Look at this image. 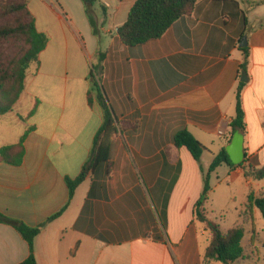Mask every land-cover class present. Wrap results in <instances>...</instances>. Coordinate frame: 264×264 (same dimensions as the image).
I'll use <instances>...</instances> for the list:
<instances>
[{
  "label": "crops",
  "instance_id": "0c3cea01",
  "mask_svg": "<svg viewBox=\"0 0 264 264\" xmlns=\"http://www.w3.org/2000/svg\"><path fill=\"white\" fill-rule=\"evenodd\" d=\"M34 2L49 42L13 110L0 116V148L13 147L0 155V212L31 227L46 223L34 241L38 264H206L209 233L195 217L203 174L173 138L187 128L202 142L207 170L230 141L245 72L246 158L264 165V0H197L190 16L134 48L118 28L136 0H100L98 35L81 0H27L30 10ZM91 75L106 88L118 135L47 223L67 204V181L80 175L104 121L89 98ZM220 172L214 188L236 180L264 193V180L245 178L241 167L222 163L211 181ZM28 256L27 241L0 222V264Z\"/></svg>",
  "mask_w": 264,
  "mask_h": 264
},
{
  "label": "trees",
  "instance_id": "16d2710c",
  "mask_svg": "<svg viewBox=\"0 0 264 264\" xmlns=\"http://www.w3.org/2000/svg\"><path fill=\"white\" fill-rule=\"evenodd\" d=\"M94 35L99 34V22L95 7L100 0H81ZM197 0H136L129 11L127 20L118 28L120 41L128 47L143 46L159 39L176 21L190 16ZM0 20L8 23L0 24V116L13 110L25 89V80L29 68L39 61L40 53L46 48L49 37L41 32L35 18L29 10L27 0H0ZM8 39L21 40L26 45L22 53L11 58L7 63L2 51L3 43ZM246 50V49H245ZM104 57V55L102 56ZM96 68V67H95ZM245 70V64L242 65ZM91 90L89 98L95 96L103 111L104 121L97 132L89 158L75 179H68L69 200L67 204L48 221L60 216L69 205L76 188L93 172L99 163L107 160L111 144L118 135L117 114L110 104L105 86L95 75L90 76ZM244 82L240 81L236 94V113L230 123L231 140L237 128L245 129V112L242 105L241 91ZM176 147H185L200 164L203 174V189L195 208V217L209 233V245L204 263L212 264L219 261L223 264H241L247 247L242 245L246 235L244 224L237 225L226 231L207 216V203L211 191L212 173L222 164L227 163L233 168L230 157L223 148L213 159L209 168L204 170L201 158L207 147L200 142L187 128L180 129L173 138ZM22 143L19 145L21 146ZM12 146L0 148V155L7 158ZM21 158V157H20ZM20 161V160H19ZM244 176L252 180H264V165L259 166L256 159H246L240 166ZM258 209L264 217V193L250 192L247 210L242 212L244 223H251L254 228V210ZM0 222L12 225L29 245V256L19 264H38L35 256L34 241L45 224L31 227L22 221L13 219L0 212Z\"/></svg>",
  "mask_w": 264,
  "mask_h": 264
},
{
  "label": "rangeland",
  "instance_id": "374dc122",
  "mask_svg": "<svg viewBox=\"0 0 264 264\" xmlns=\"http://www.w3.org/2000/svg\"><path fill=\"white\" fill-rule=\"evenodd\" d=\"M31 13L36 14L39 28L42 27L44 22L43 7L34 2L31 5ZM34 11V12H33ZM33 15V14H32ZM8 23L6 20H0V24ZM26 45L21 40L8 39L3 43V53L6 63L11 58L18 57ZM218 139H216L217 141ZM203 164L207 166L210 161L208 154H205ZM224 176L223 172L216 177L213 176L210 181L211 191L209 194L207 212L210 218L217 222L221 228L226 231L232 227L243 223L241 213L247 210L248 199L250 194L249 189H244L239 181L233 180L230 183H223L222 185L214 188L217 182ZM254 228L251 223H245L246 235L242 241V245L247 247V254L251 255L249 260L244 261L242 264H264V217L258 209L254 210ZM246 256V254H245Z\"/></svg>",
  "mask_w": 264,
  "mask_h": 264
},
{
  "label": "water",
  "instance_id": "95a60500",
  "mask_svg": "<svg viewBox=\"0 0 264 264\" xmlns=\"http://www.w3.org/2000/svg\"><path fill=\"white\" fill-rule=\"evenodd\" d=\"M246 45H247V41L241 43L240 46L244 47ZM245 76L246 73L244 72L241 77L242 82H247V78ZM225 149L233 165L240 166L242 163L246 161L247 158H246V149H245V132L243 129L240 128L236 129L231 140L225 146Z\"/></svg>",
  "mask_w": 264,
  "mask_h": 264
},
{
  "label": "built area",
  "instance_id": "2783aa9c",
  "mask_svg": "<svg viewBox=\"0 0 264 264\" xmlns=\"http://www.w3.org/2000/svg\"><path fill=\"white\" fill-rule=\"evenodd\" d=\"M219 134H220V135H223V134H224V131H223V130H220V131H219Z\"/></svg>",
  "mask_w": 264,
  "mask_h": 264
}]
</instances>
